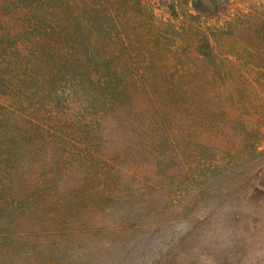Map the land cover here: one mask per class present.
I'll return each instance as SVG.
<instances>
[{
  "label": "trees",
  "instance_id": "trees-1",
  "mask_svg": "<svg viewBox=\"0 0 264 264\" xmlns=\"http://www.w3.org/2000/svg\"><path fill=\"white\" fill-rule=\"evenodd\" d=\"M263 136L264 0H0V264H81L178 193L218 208Z\"/></svg>",
  "mask_w": 264,
  "mask_h": 264
},
{
  "label": "rangeland",
  "instance_id": "rangeland-1",
  "mask_svg": "<svg viewBox=\"0 0 264 264\" xmlns=\"http://www.w3.org/2000/svg\"><path fill=\"white\" fill-rule=\"evenodd\" d=\"M202 1L214 6L228 0ZM229 1L247 7L260 0ZM171 16L157 10L153 21ZM260 149L264 152V136ZM184 194L167 202L162 213L146 216L124 242L81 264H264V158L218 208L210 207L208 195ZM186 201L196 204L186 209Z\"/></svg>",
  "mask_w": 264,
  "mask_h": 264
}]
</instances>
